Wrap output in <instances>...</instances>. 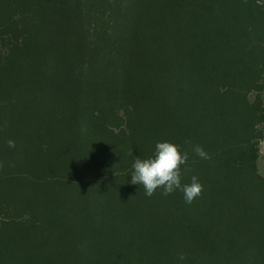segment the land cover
I'll return each instance as SVG.
<instances>
[{"label":"trees","instance_id":"16d2710c","mask_svg":"<svg viewBox=\"0 0 264 264\" xmlns=\"http://www.w3.org/2000/svg\"><path fill=\"white\" fill-rule=\"evenodd\" d=\"M263 141L264 0H0V264H264Z\"/></svg>","mask_w":264,"mask_h":264},{"label":"clouds","instance_id":"9594fccd","mask_svg":"<svg viewBox=\"0 0 264 264\" xmlns=\"http://www.w3.org/2000/svg\"><path fill=\"white\" fill-rule=\"evenodd\" d=\"M14 147V143L9 141ZM197 155L207 158L204 150L197 146L194 148ZM188 154L182 152L180 147L171 142H158L155 154L149 159L137 158L133 163V172L129 183L143 186L145 194L151 197L160 188L165 196L179 190L183 193L186 203L191 204L202 192V185L197 177L191 178L190 184L182 183L181 166L188 161Z\"/></svg>","mask_w":264,"mask_h":264},{"label":"rangeland","instance_id":"374dc122","mask_svg":"<svg viewBox=\"0 0 264 264\" xmlns=\"http://www.w3.org/2000/svg\"><path fill=\"white\" fill-rule=\"evenodd\" d=\"M259 169H260L261 173L264 174V141L261 145V157H260V161H259Z\"/></svg>","mask_w":264,"mask_h":264}]
</instances>
